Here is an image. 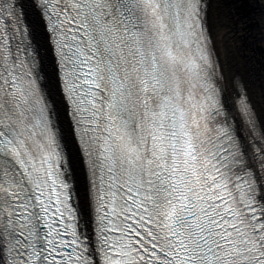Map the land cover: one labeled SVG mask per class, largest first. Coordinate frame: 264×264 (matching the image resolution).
Masks as SVG:
<instances>
[{
    "label": "snow or ice",
    "instance_id": "obj_1",
    "mask_svg": "<svg viewBox=\"0 0 264 264\" xmlns=\"http://www.w3.org/2000/svg\"><path fill=\"white\" fill-rule=\"evenodd\" d=\"M0 0V264H264V122L222 102L204 0Z\"/></svg>",
    "mask_w": 264,
    "mask_h": 264
},
{
    "label": "bare ground",
    "instance_id": "obj_2",
    "mask_svg": "<svg viewBox=\"0 0 264 264\" xmlns=\"http://www.w3.org/2000/svg\"><path fill=\"white\" fill-rule=\"evenodd\" d=\"M43 40L39 18L28 0H20ZM205 20L219 61L222 101L232 109L246 93L257 122H264V0H204Z\"/></svg>",
    "mask_w": 264,
    "mask_h": 264
}]
</instances>
